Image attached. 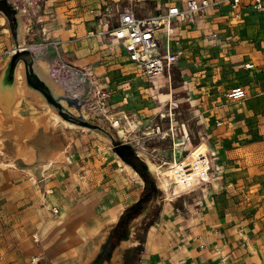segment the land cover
I'll return each instance as SVG.
<instances>
[{"label":"rangeland","instance_id":"1","mask_svg":"<svg viewBox=\"0 0 264 264\" xmlns=\"http://www.w3.org/2000/svg\"><path fill=\"white\" fill-rule=\"evenodd\" d=\"M5 1L8 8H0V264H32L41 244L52 246L59 233L61 246L101 244L115 225L109 213L124 214L145 192V204L128 225L133 244L142 243L164 209L170 215L220 210L233 226L264 227V50L245 38L246 28L226 21L224 33L235 31L234 41L222 33L203 36L197 55L185 58V49L170 79L149 77L132 61L101 62L102 70L90 73L65 60L51 41L20 38L24 14ZM174 27L180 38L186 25ZM25 52L32 64L45 61L51 69L56 100L30 80L32 64L20 56ZM245 53L253 58L244 60ZM61 60L81 72L57 79ZM238 86L248 90L246 100L229 96ZM206 148L210 182L184 196L200 176L207 177ZM148 160L163 175L147 169ZM47 163L48 169L42 168ZM129 176L135 183L122 197ZM178 204L185 206L177 210Z\"/></svg>","mask_w":264,"mask_h":264},{"label":"crops","instance_id":"2","mask_svg":"<svg viewBox=\"0 0 264 264\" xmlns=\"http://www.w3.org/2000/svg\"><path fill=\"white\" fill-rule=\"evenodd\" d=\"M186 1L134 0L135 3L129 5L122 0H10V4L13 3L14 7L19 8L24 14L25 24L22 23L21 28L17 27L20 38L25 35L24 39L26 38L27 41L49 40L61 49L65 60L93 73L102 70L103 67L99 66L101 62L107 65L130 62L122 44L104 34L105 31L117 25L119 13L124 8L132 7L139 17H148L166 13L167 7L181 6ZM11 9L14 10V8ZM90 9L96 10L95 15L88 13ZM208 20L210 27L204 23L200 26L175 24L186 25L180 34L183 41L177 45L186 49L185 58L197 55L195 48L200 45L203 36L209 37L212 33H222L221 38L229 35L227 36L229 39L225 38L227 41L236 40V38H231V35L236 34L235 31H232L231 35L224 33L228 28L227 25H230L226 21L230 20L217 14L212 15ZM244 28L247 29L245 38H248L251 43L259 44L258 47L264 50V22L258 16H251ZM180 38L177 37V39ZM164 46L165 40L161 39L162 49ZM242 57L244 60H249L253 58V54L245 53ZM39 62L29 65L30 73L36 80L35 86L40 83L46 86V83H43L35 72V64ZM40 63L48 66L45 61ZM51 90V97L56 100L55 93L53 89ZM202 161L206 162L207 170H210L207 148ZM134 179L141 180L140 177ZM129 180V187L121 193L122 197L135 183L133 179ZM198 182L183 195L190 194L194 187H200ZM33 197L38 203L43 200L39 192H36ZM99 200L101 203L107 201L106 199ZM183 206L185 204H178L177 210ZM183 210L170 215L168 213L171 210L164 209L161 218L145 233L142 243L133 244L127 236L103 261L99 257L110 233L101 244L86 246L82 241L83 246L74 247L61 246L62 237L58 232L59 234L56 235L59 238L56 239L59 241L53 242L52 246H47L46 242L42 243L40 251L36 254L42 257V264H264L263 226L260 228L258 226L255 228L244 225L233 226L227 221V217L221 216L220 210L216 212L209 209L202 212L195 208L192 211L187 210L188 212ZM122 214L123 211H120L119 215L111 212L108 218L113 217L111 221H114L116 225ZM80 238L83 237L80 236ZM29 245L31 242L28 241L26 246Z\"/></svg>","mask_w":264,"mask_h":264},{"label":"built area","instance_id":"3","mask_svg":"<svg viewBox=\"0 0 264 264\" xmlns=\"http://www.w3.org/2000/svg\"><path fill=\"white\" fill-rule=\"evenodd\" d=\"M95 11L90 9L89 13L95 15ZM214 14L230 20L233 25L244 27L251 16H258L264 22V0H187L181 6L168 7L166 13L148 17H139L132 7L124 8L119 13L117 25L104 34L121 43L130 61L137 64L145 75L167 76L170 79L174 66L185 55L183 47L174 46L179 44V39L174 37L177 31L174 25L177 23L189 26H200L201 23L206 25V21ZM211 35L213 38L218 37V33ZM161 39L165 40L163 49ZM80 72L63 60L55 66V76L59 80ZM229 96L236 100H246L248 91L238 86L230 91ZM35 239L38 240V237L35 236ZM42 260L39 256L33 259L32 264H40Z\"/></svg>","mask_w":264,"mask_h":264},{"label":"trees","instance_id":"4","mask_svg":"<svg viewBox=\"0 0 264 264\" xmlns=\"http://www.w3.org/2000/svg\"><path fill=\"white\" fill-rule=\"evenodd\" d=\"M30 80L34 82V76H30ZM146 192L142 194L141 199L133 206L127 208L124 214L120 217L119 222L111 230L107 242L103 246V252L99 259L105 260L113 251V249L119 244L120 241L127 238L128 225L133 217L137 215V212L145 204Z\"/></svg>","mask_w":264,"mask_h":264},{"label":"bare ground","instance_id":"5","mask_svg":"<svg viewBox=\"0 0 264 264\" xmlns=\"http://www.w3.org/2000/svg\"><path fill=\"white\" fill-rule=\"evenodd\" d=\"M0 1H3V2H5V5H4V7L3 8H5V9H7L8 8V6L7 5H9L5 0H0ZM0 8H2V7H0ZM38 67L36 68V70H35V72H36V74H37V76L39 77V79L43 82V83H46L47 85H48V87L49 88H51V89H53V91L55 92L56 90H55V88H54V86H53V81H52V78H51V69L48 67V66H46L45 64H43V65H41V64H39V65H37ZM161 77H164V76H161ZM58 92V91H57ZM59 95V94H58ZM64 98V97H63ZM118 124V125H117ZM119 127L120 126V124L119 123H116L115 125H114V127H116L117 128V126ZM119 134H120V136H122V138L123 137H125L126 139L128 138V136H127V133H126V131L125 130H119ZM27 157V156H26ZM179 161V160H178ZM185 161V160H184ZM148 163H147V166L150 168V170L152 171V173H155V174H157L158 176H161V175H163V172H162V169L158 166V165H156V164H154V163H152L151 161H147ZM180 162V161H179ZM183 161H181L180 163H182ZM174 163H176V159H175V161H174ZM50 166V163H47V164H44L43 166H42V168H48ZM146 166V167H147ZM148 167H147V169H148ZM124 169L126 170V172L131 176V177H133V178H138L139 179V177H138V174H137V172L136 171H134V170H132V168L129 166V165H124ZM162 179V178H161ZM162 182H163V180H162ZM165 182V181H164ZM210 182V170H207V177L204 175V176H200V178H199V185L201 186V184L202 185H207V183H209ZM163 185V184H162Z\"/></svg>","mask_w":264,"mask_h":264},{"label":"water","instance_id":"6","mask_svg":"<svg viewBox=\"0 0 264 264\" xmlns=\"http://www.w3.org/2000/svg\"><path fill=\"white\" fill-rule=\"evenodd\" d=\"M4 5H5V2L0 1V7L3 8ZM20 56H22L26 60L27 63H29V64L32 63L33 58H32V56L28 52H25V53H23ZM37 87L39 89H41L47 96L51 97V95H52V90L51 89H49L46 86H43V84H41V83L40 84H37Z\"/></svg>","mask_w":264,"mask_h":264}]
</instances>
